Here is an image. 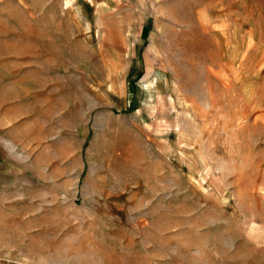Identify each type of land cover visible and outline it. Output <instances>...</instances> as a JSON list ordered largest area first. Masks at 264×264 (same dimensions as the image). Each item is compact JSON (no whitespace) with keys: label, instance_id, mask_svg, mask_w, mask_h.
Listing matches in <instances>:
<instances>
[{"label":"rangeland","instance_id":"1","mask_svg":"<svg viewBox=\"0 0 264 264\" xmlns=\"http://www.w3.org/2000/svg\"><path fill=\"white\" fill-rule=\"evenodd\" d=\"M0 264H264V0H0Z\"/></svg>","mask_w":264,"mask_h":264}]
</instances>
